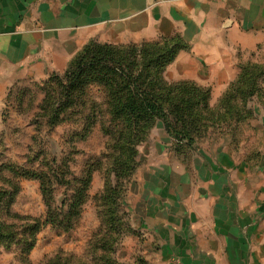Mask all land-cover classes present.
<instances>
[{
	"label": "crops",
	"instance_id": "crops-1",
	"mask_svg": "<svg viewBox=\"0 0 264 264\" xmlns=\"http://www.w3.org/2000/svg\"><path fill=\"white\" fill-rule=\"evenodd\" d=\"M175 36L187 48L168 64L165 79L208 88L213 107L241 63H264V0H0V127L12 88L63 72L89 41L126 45ZM155 138L157 149L161 140L171 150L170 139ZM201 157L197 147L188 164L178 160L190 184L154 181V195L128 208L136 234L122 239L119 264H264V167L262 185L243 184L245 170L223 164L224 172L207 170L196 180Z\"/></svg>",
	"mask_w": 264,
	"mask_h": 264
},
{
	"label": "trees",
	"instance_id": "trees-1",
	"mask_svg": "<svg viewBox=\"0 0 264 264\" xmlns=\"http://www.w3.org/2000/svg\"><path fill=\"white\" fill-rule=\"evenodd\" d=\"M185 48L187 44L178 36L126 45L91 40L72 57L63 72L49 76L41 87L39 114L51 125L61 122L68 109L85 108L91 86L103 92V109L86 119L87 127L93 126L100 112L107 124L101 125L107 138L106 161L91 162L73 180V193L60 209L53 206L51 176L30 171L19 174L14 170L19 177L40 181L47 212L43 221L30 219L32 222L20 233L15 222L6 220L19 216L8 208H0V247L15 240L21 242L17 238L24 235L22 253L26 255L41 226L50 223L63 231L72 229L83 211L92 175L100 169L103 187L96 198V208L102 228L91 236V249L96 256H90L89 263L119 264L114 256L116 246L125 236L136 234L130 225L129 212L123 208V194L138 164V145L147 140L155 122L162 120L175 154L183 162L188 161L200 134L210 128L229 127L231 122H241L249 115L251 111L246 104L264 82V63L243 62L237 78L212 107L208 88L191 81L165 79L166 67ZM16 192L17 189L13 193ZM70 260L56 256L43 264H88Z\"/></svg>",
	"mask_w": 264,
	"mask_h": 264
},
{
	"label": "rangeland",
	"instance_id": "rangeland-1",
	"mask_svg": "<svg viewBox=\"0 0 264 264\" xmlns=\"http://www.w3.org/2000/svg\"><path fill=\"white\" fill-rule=\"evenodd\" d=\"M45 81L16 85L9 91L2 113L0 208H8L19 216L6 220L15 222L20 233L32 222L30 219L43 221L47 208L40 181L36 178L19 177L14 170L19 174L30 171L51 176L53 206L60 209L62 203H68L73 193V180L78 179L91 162L106 161L104 154L107 138L101 131V125L107 124L102 120L100 112L93 126L87 127L89 120L86 119L103 109L104 98L100 88L91 86L85 108L68 109L61 122L51 125L46 117L39 114L43 96L41 87ZM246 107L251 112L241 122H231L229 127L210 128L198 136L197 147L207 158L201 157L195 162L196 180L204 176L207 170L224 172L226 168L222 167L223 164L225 167L245 170L243 184H254L253 181L257 180L262 185L258 169L262 170L264 167V82ZM154 137L170 139L162 120L155 122L150 129L147 138L149 142L138 145V164L122 200L127 212L130 206L142 200L141 197L147 200L149 194L154 195V181L158 186H173L171 181L174 182V187L182 186L183 182L186 186L190 184L187 171L178 161L180 157L172 156V146L169 150V145L166 148L165 142L158 140L159 150L155 146ZM190 160L191 156L188 158ZM188 161L185 163L188 164ZM191 167L193 168V164ZM154 169L161 170L164 174H160L159 178L154 177ZM101 172L98 169L93 173L83 211L72 229L63 231L50 223L41 226L35 234L33 247L26 255L22 253L24 235H20L17 239L21 242L15 240L9 246L0 247V264H43L46 259L56 256L90 264V256H96L91 249V236L102 228L96 208V198L103 187ZM227 178L222 175L219 181L227 182ZM121 244L122 241L116 246L114 256L120 251Z\"/></svg>",
	"mask_w": 264,
	"mask_h": 264
}]
</instances>
